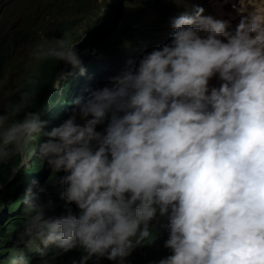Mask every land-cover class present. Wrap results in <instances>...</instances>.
<instances>
[{
  "label": "clouds",
  "instance_id": "obj_1",
  "mask_svg": "<svg viewBox=\"0 0 264 264\" xmlns=\"http://www.w3.org/2000/svg\"><path fill=\"white\" fill-rule=\"evenodd\" d=\"M60 2L0 17V264H264V0Z\"/></svg>",
  "mask_w": 264,
  "mask_h": 264
},
{
  "label": "rangeland",
  "instance_id": "obj_2",
  "mask_svg": "<svg viewBox=\"0 0 264 264\" xmlns=\"http://www.w3.org/2000/svg\"><path fill=\"white\" fill-rule=\"evenodd\" d=\"M33 1L35 0H0V17H10L14 21H16L24 11H29L33 14L34 17H36L39 11L37 9V4L39 2L45 1L48 3H61V0H36L35 3H33ZM130 1L138 3L139 0H128L124 4H122V0H94L93 6L88 8V11L86 13H83L82 11L79 12V15L85 16L86 23L93 24L98 20L105 22V17L107 16L109 11L111 12V15H116L121 10V8L125 7L126 3ZM183 2L185 5H187L186 8L188 9L194 4L204 3L209 10V15H212L214 17H225V20L229 21L230 24L235 23L236 14L233 5L236 3V0H183ZM109 6H111V8H109ZM177 8L181 7H177L176 5L173 7L172 11L176 10ZM68 16L71 17V15ZM51 20L52 19H49V21ZM19 24H21V22H19L18 25ZM88 29L89 27L81 28L79 30L80 35H85ZM40 42H37L35 46L28 50L29 57L27 65L30 69H33L35 67V62L32 59L31 52ZM19 80L20 79L17 76H9L6 79V81L1 86L3 90L0 94V103L8 101V97L12 96V92L19 84ZM0 111H2V107H0ZM39 189L40 186L38 188V193L40 192ZM1 190L2 187L0 186V191ZM38 203H40V201H38Z\"/></svg>",
  "mask_w": 264,
  "mask_h": 264
},
{
  "label": "trees",
  "instance_id": "obj_3",
  "mask_svg": "<svg viewBox=\"0 0 264 264\" xmlns=\"http://www.w3.org/2000/svg\"><path fill=\"white\" fill-rule=\"evenodd\" d=\"M66 25V23L60 24V29L63 28ZM105 42L103 40L100 41V45L104 44ZM59 61L55 63L54 59L49 60L47 63H45L40 71L32 76H30L27 79H24L19 87V91L16 96V100L19 98L20 93H34V99L39 95H49L53 92L52 88L49 87V77L50 75H54L57 73L58 70ZM64 92H66L68 95H72V85L68 84ZM32 105L30 107H27L25 111H31ZM23 113L18 114L17 118H20ZM43 140V137H39L38 141L41 142ZM6 165L0 164V179L3 180L4 173H5ZM37 170V169H36ZM36 176H32V181L35 180ZM49 264H59V262L56 260H52L49 262Z\"/></svg>",
  "mask_w": 264,
  "mask_h": 264
},
{
  "label": "bare ground",
  "instance_id": "obj_4",
  "mask_svg": "<svg viewBox=\"0 0 264 264\" xmlns=\"http://www.w3.org/2000/svg\"><path fill=\"white\" fill-rule=\"evenodd\" d=\"M47 256H44V258H46ZM41 259H43V258H41Z\"/></svg>",
  "mask_w": 264,
  "mask_h": 264
}]
</instances>
